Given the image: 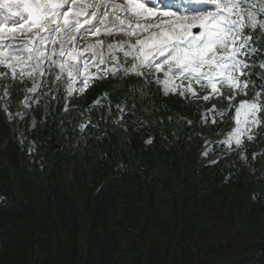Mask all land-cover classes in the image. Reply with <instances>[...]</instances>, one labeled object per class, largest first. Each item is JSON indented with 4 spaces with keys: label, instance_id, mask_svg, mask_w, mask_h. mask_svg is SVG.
Masks as SVG:
<instances>
[{
    "label": "trees",
    "instance_id": "obj_1",
    "mask_svg": "<svg viewBox=\"0 0 264 264\" xmlns=\"http://www.w3.org/2000/svg\"><path fill=\"white\" fill-rule=\"evenodd\" d=\"M262 71L236 101L260 91ZM5 84L13 118L0 100V264H264V114L237 154L218 143L231 117L205 119L211 104L155 84L114 76L83 96L60 89L49 111L24 106L20 80L0 79V96ZM224 94L212 102L230 115Z\"/></svg>",
    "mask_w": 264,
    "mask_h": 264
},
{
    "label": "snow or ice",
    "instance_id": "obj_2",
    "mask_svg": "<svg viewBox=\"0 0 264 264\" xmlns=\"http://www.w3.org/2000/svg\"><path fill=\"white\" fill-rule=\"evenodd\" d=\"M209 4L211 11L200 7ZM261 44L264 0H0V79L20 80L27 94L45 86L50 92L60 82L71 94L83 90L74 88L77 81L87 87L93 79L132 74L190 103L219 97L226 87L232 107L250 85L255 90L253 70H264V60L254 62L264 55ZM258 75L264 80V71ZM7 87L0 100L12 119ZM108 102L119 98L109 96ZM31 103L38 104L39 97L25 95V107ZM259 114H264V84L235 106V127L218 143L228 152L244 151V138L253 140L252 129L261 124Z\"/></svg>",
    "mask_w": 264,
    "mask_h": 264
},
{
    "label": "water",
    "instance_id": "obj_3",
    "mask_svg": "<svg viewBox=\"0 0 264 264\" xmlns=\"http://www.w3.org/2000/svg\"><path fill=\"white\" fill-rule=\"evenodd\" d=\"M111 98H112L113 101L117 100V98L115 96H111Z\"/></svg>",
    "mask_w": 264,
    "mask_h": 264
},
{
    "label": "rangeland",
    "instance_id": "obj_4",
    "mask_svg": "<svg viewBox=\"0 0 264 264\" xmlns=\"http://www.w3.org/2000/svg\"><path fill=\"white\" fill-rule=\"evenodd\" d=\"M83 88H85V87H83Z\"/></svg>",
    "mask_w": 264,
    "mask_h": 264
}]
</instances>
